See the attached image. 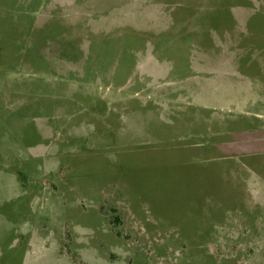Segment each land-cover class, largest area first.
<instances>
[{
    "label": "rangeland",
    "instance_id": "obj_1",
    "mask_svg": "<svg viewBox=\"0 0 264 264\" xmlns=\"http://www.w3.org/2000/svg\"><path fill=\"white\" fill-rule=\"evenodd\" d=\"M256 18L264 0H0V264H264Z\"/></svg>",
    "mask_w": 264,
    "mask_h": 264
},
{
    "label": "crops",
    "instance_id": "obj_2",
    "mask_svg": "<svg viewBox=\"0 0 264 264\" xmlns=\"http://www.w3.org/2000/svg\"><path fill=\"white\" fill-rule=\"evenodd\" d=\"M235 15L237 17H239L240 15L236 14ZM259 16V15H258ZM254 17H257L256 15H254ZM259 20V21H258ZM221 23V21H219ZM241 22V20H240ZM225 23V22H224ZM239 23V22H238ZM248 23H253V25L255 26V28L257 29V31H263L264 32V24L263 21H261L260 19H255L253 20V22H248ZM260 38H262V36H260ZM264 40V38L261 39V41ZM225 64H227L228 62L231 63L232 60L229 59H224ZM236 62H238V66H240V68H235L236 71H241V72H245V73H250L252 72V74L257 70V65H258V61L254 58H241L240 62L239 59L236 60ZM234 64V63H233ZM243 65V66H241ZM250 65L251 68H244V66Z\"/></svg>",
    "mask_w": 264,
    "mask_h": 264
}]
</instances>
